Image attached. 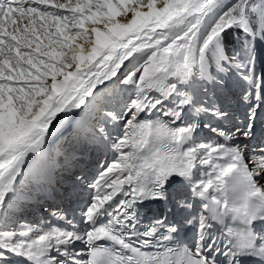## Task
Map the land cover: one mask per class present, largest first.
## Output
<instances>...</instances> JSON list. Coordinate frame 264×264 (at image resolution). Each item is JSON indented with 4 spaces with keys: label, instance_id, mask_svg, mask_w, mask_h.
I'll return each instance as SVG.
<instances>
[{
    "label": "snow or ice",
    "instance_id": "snow-or-ice-1",
    "mask_svg": "<svg viewBox=\"0 0 264 264\" xmlns=\"http://www.w3.org/2000/svg\"><path fill=\"white\" fill-rule=\"evenodd\" d=\"M257 41L264 0H0V264L264 260L253 228L264 145L249 143L264 104ZM241 81L250 107L233 124L214 94ZM66 119L73 147L53 150ZM88 145L114 152L94 181L75 170V148ZM62 180L90 199L71 215L57 207L55 223L22 222Z\"/></svg>",
    "mask_w": 264,
    "mask_h": 264
},
{
    "label": "bare ground",
    "instance_id": "bare-ground-1",
    "mask_svg": "<svg viewBox=\"0 0 264 264\" xmlns=\"http://www.w3.org/2000/svg\"><path fill=\"white\" fill-rule=\"evenodd\" d=\"M67 120V119H66ZM65 122V121H64ZM63 122V123H64ZM61 123L57 126V131L53 137V144L50 146L53 150L57 147H60L62 150L64 149L63 141L64 138L60 140L61 133H64L66 125ZM69 124V123H68ZM62 130H64L62 132ZM64 137V136H63ZM77 166L81 167V161L76 164ZM101 166L97 167L98 169ZM98 170L95 179L98 177L99 172ZM85 173V172H84ZM94 179V180H95ZM64 185L61 182L56 185L54 184L52 195L54 199H47L45 196L40 195L37 198L28 202L18 213L17 215L21 218L22 222H27L30 224H40L41 222L52 221L55 223L54 219L51 216V212L56 210L57 207L63 209L69 215L73 213L75 209L78 207H83L84 203L90 199L92 190L91 189H67L63 187ZM64 188V189H63ZM63 199V204L59 201V199ZM77 218L78 214H77Z\"/></svg>",
    "mask_w": 264,
    "mask_h": 264
},
{
    "label": "rangeland",
    "instance_id": "rangeland-1",
    "mask_svg": "<svg viewBox=\"0 0 264 264\" xmlns=\"http://www.w3.org/2000/svg\"><path fill=\"white\" fill-rule=\"evenodd\" d=\"M262 44L264 45V43H262ZM261 63L262 64H260V61L259 60L257 61L256 72H257V74L264 75V69H262L264 67V57H262ZM241 83H242V81H241ZM239 85L241 87H244L241 91H237L235 89L236 86H233V84H231V82H229L228 90L226 92H221V91L217 90L215 92V94H214V99L216 100V102L220 106L224 107L226 110H228L231 113V115L233 117V119H232V123L233 124L235 122L236 115H238L241 112H243V110H244L243 107H247V108L249 107L248 104H245L241 100V95H242L243 91L245 90V88L247 87V85L246 86H244L243 84H239ZM208 88L211 90L212 89V86L209 85ZM229 90H231L230 93H229ZM192 121H193V117L190 114L189 117L186 118V121L185 122L186 123H191ZM63 125H66V127L64 128V130L68 127L65 130V132L64 133H61V135H60V140L63 139V138H64V140H66V141H63V146L65 145L64 146V149H65V148H69V143H67V140L68 139H71L72 136H73L74 129H75V122L74 121H70V120H65V122L63 123ZM64 130H62V132ZM70 132H73V133H70ZM198 137H199V139H202V140L215 139L214 134L211 133V132H209L207 129H204V128H201L199 130ZM71 145H72V140H71ZM71 148H72V146H71ZM105 148L108 149V150H106ZM75 149L77 150L76 151V159L78 157H81L83 159L84 158L83 156H89V157H96L97 158L100 154L103 156L102 160H106L107 157L110 154L112 156V159H114V152L110 148H108V147L92 148L90 145H88L87 147H76ZM101 149H103L102 150V153L98 154ZM77 152H79V154H77ZM95 155H97V156H95ZM60 159H62V157ZM85 159H87V158H85ZM79 161L82 162V160H78V162ZM99 162H100V160H98V163ZM84 188L87 189L86 186H82V187H80L78 189H84ZM67 189H69V188H67Z\"/></svg>",
    "mask_w": 264,
    "mask_h": 264
},
{
    "label": "trees",
    "instance_id": "trees-1",
    "mask_svg": "<svg viewBox=\"0 0 264 264\" xmlns=\"http://www.w3.org/2000/svg\"><path fill=\"white\" fill-rule=\"evenodd\" d=\"M230 43V40L228 39V44ZM232 43V42H231ZM234 43V42H233ZM231 45V44H230Z\"/></svg>",
    "mask_w": 264,
    "mask_h": 264
}]
</instances>
